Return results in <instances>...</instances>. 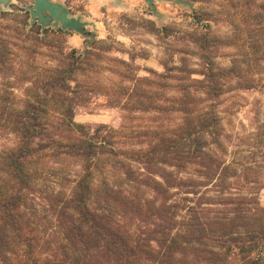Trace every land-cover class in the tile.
<instances>
[{"label":"trees","instance_id":"1","mask_svg":"<svg viewBox=\"0 0 264 264\" xmlns=\"http://www.w3.org/2000/svg\"><path fill=\"white\" fill-rule=\"evenodd\" d=\"M33 29L42 41V27ZM161 31L169 34L170 27ZM189 35L201 51V68L181 57L178 63L163 61L161 72L148 69L141 75L137 59L146 55L133 54L113 39L93 38L70 52L57 40L53 65L34 76L20 71L31 85L21 107L5 113L15 140L0 156V264H264V206L258 197L263 183L259 185L258 174H245L250 183L256 181V191L249 194L190 196L223 173L222 162L206 149V136L215 143L221 135L215 108L231 70L215 64L210 39ZM11 54L0 41V73L16 75ZM261 82L241 78L235 84L253 89ZM172 88L175 94L167 92ZM96 101L129 114L149 112L161 118L180 113L182 121L149 129L144 133L149 140L125 148L116 141L125 130L75 120L81 107ZM48 155L79 158L83 174L59 207L50 205L52 216L40 217L31 197L30 166ZM102 160L118 166L128 181L150 188L151 196L138 198L109 185L96 191L92 179ZM190 164L207 180L183 177ZM212 211L216 214L210 216ZM135 221L132 230L129 224Z\"/></svg>","mask_w":264,"mask_h":264},{"label":"rangeland","instance_id":"2","mask_svg":"<svg viewBox=\"0 0 264 264\" xmlns=\"http://www.w3.org/2000/svg\"><path fill=\"white\" fill-rule=\"evenodd\" d=\"M33 1L11 0L9 5L0 10V41H4L14 52L11 58L16 72V75L0 73V156L15 140L14 134L5 125V113L11 108L21 107L26 98L25 89L31 85L21 78L23 76L20 71L34 76L53 65L56 55L53 45L57 40L64 43L66 35H79L83 40L80 49H83L93 38L113 39L125 50L147 56H139L137 59L141 65L139 73L147 75L150 73L148 69L163 71V61L178 63L181 57H186L192 66L201 68V51L189 35L195 32L211 40L213 61L221 68L230 69L231 75L227 78L230 82L226 91L217 100L215 108L222 125L221 135L215 143L210 142L211 136H206L209 141L206 149L222 162L219 173L222 170L223 173L220 179L215 177L200 186L197 195L191 193L190 196L197 200L204 194L214 197L249 194L256 191L252 186L256 185V181L250 183L245 174L250 177H257L258 174L259 185L263 183L258 190V197L264 206V0H154V7L147 0H126L127 6L117 5L118 9L108 14L100 28L90 24L93 20L84 9L85 4L94 3L95 0H61L71 16L81 17L88 22L87 33L80 34L63 29L61 25H50L44 28L48 29L47 32L42 28V41L36 38V30H32V25H40L31 19L29 8L33 6ZM107 1L110 5L117 2ZM4 24L13 26L5 27ZM165 26L170 27L169 34L161 31ZM46 43L51 45L47 46ZM119 54L126 58L129 56L128 53ZM104 74L113 77L106 71ZM194 77L201 75L195 74ZM241 78L262 82L253 89H241L235 84ZM167 92L175 94L176 90L172 88ZM201 95L204 93L201 92ZM75 120L86 125L105 124L116 130H125L124 134L116 137V141L119 146L129 148L149 140L150 137L144 134L149 129L177 125L182 121V114L174 113L161 118L149 112L129 114L120 108L96 101L89 107H81ZM132 164L139 166L137 163ZM30 168L34 176L31 197L34 198L33 205L40 217H51L53 213L50 205L55 203L54 207H59L62 200L72 194L76 179L83 174L81 160L71 156L48 155L35 160ZM197 173L198 166L190 164L182 170L181 175L207 180ZM92 182L96 191L109 185L128 189L142 199L152 194L150 188L128 181L118 166L109 163L105 165L103 160ZM184 214L180 212L181 216ZM214 214L216 211H212L210 216ZM137 225V221L129 224L132 230Z\"/></svg>","mask_w":264,"mask_h":264},{"label":"water","instance_id":"3","mask_svg":"<svg viewBox=\"0 0 264 264\" xmlns=\"http://www.w3.org/2000/svg\"><path fill=\"white\" fill-rule=\"evenodd\" d=\"M154 7V0H147ZM11 0H0V10L9 5ZM31 19L44 29L50 25H61L63 29L74 30L80 34L87 33V24L81 17L70 15L69 9L62 3L53 0H34L29 8Z\"/></svg>","mask_w":264,"mask_h":264},{"label":"clouds","instance_id":"4","mask_svg":"<svg viewBox=\"0 0 264 264\" xmlns=\"http://www.w3.org/2000/svg\"><path fill=\"white\" fill-rule=\"evenodd\" d=\"M119 6L109 4L107 0H95L94 3H88L84 5L85 12L88 17L96 23L97 28H100L103 21L108 17V14L114 10H117ZM107 9V11H102ZM101 34H103L101 32ZM65 51L70 52L73 48H82L83 40L79 35L71 34L64 37Z\"/></svg>","mask_w":264,"mask_h":264},{"label":"crops","instance_id":"5","mask_svg":"<svg viewBox=\"0 0 264 264\" xmlns=\"http://www.w3.org/2000/svg\"><path fill=\"white\" fill-rule=\"evenodd\" d=\"M53 1H57V2H60V3H62V4H64L61 0H53ZM117 2H115L114 3V5H119V6H123V7H126L127 6V4H128V2L126 1V0H116ZM109 4H110V2L109 1H107ZM65 5V4H64ZM91 23H93V25L95 26V28H97V26H96V23L97 22H94V21H90V24Z\"/></svg>","mask_w":264,"mask_h":264}]
</instances>
